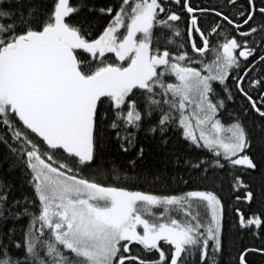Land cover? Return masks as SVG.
Listing matches in <instances>:
<instances>
[{"label": "snow or ice", "instance_id": "1", "mask_svg": "<svg viewBox=\"0 0 264 264\" xmlns=\"http://www.w3.org/2000/svg\"><path fill=\"white\" fill-rule=\"evenodd\" d=\"M0 264H264V0H0Z\"/></svg>", "mask_w": 264, "mask_h": 264}, {"label": "trees", "instance_id": "2", "mask_svg": "<svg viewBox=\"0 0 264 264\" xmlns=\"http://www.w3.org/2000/svg\"><path fill=\"white\" fill-rule=\"evenodd\" d=\"M205 3H212L215 2V0H204ZM154 162V161H153Z\"/></svg>", "mask_w": 264, "mask_h": 264}]
</instances>
